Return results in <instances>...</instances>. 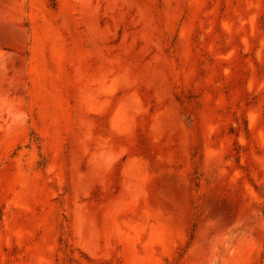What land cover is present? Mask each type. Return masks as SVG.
<instances>
[{"label":"rangeland","instance_id":"374dc122","mask_svg":"<svg viewBox=\"0 0 264 264\" xmlns=\"http://www.w3.org/2000/svg\"><path fill=\"white\" fill-rule=\"evenodd\" d=\"M0 264H264V0H0Z\"/></svg>","mask_w":264,"mask_h":264},{"label":"bare ground","instance_id":"6f19581e","mask_svg":"<svg viewBox=\"0 0 264 264\" xmlns=\"http://www.w3.org/2000/svg\"><path fill=\"white\" fill-rule=\"evenodd\" d=\"M84 225H86V224H84Z\"/></svg>","mask_w":264,"mask_h":264}]
</instances>
